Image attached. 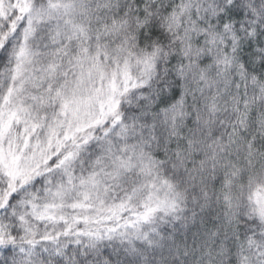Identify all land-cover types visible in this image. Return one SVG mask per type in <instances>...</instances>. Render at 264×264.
<instances>
[{
	"label": "snow or ice",
	"instance_id": "6c2138e0",
	"mask_svg": "<svg viewBox=\"0 0 264 264\" xmlns=\"http://www.w3.org/2000/svg\"><path fill=\"white\" fill-rule=\"evenodd\" d=\"M0 264H264V0H0Z\"/></svg>",
	"mask_w": 264,
	"mask_h": 264
}]
</instances>
